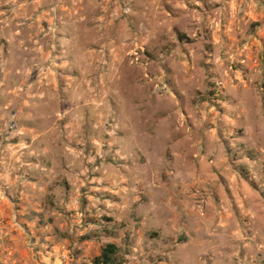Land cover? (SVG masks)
<instances>
[{
	"label": "rangeland",
	"instance_id": "374dc122",
	"mask_svg": "<svg viewBox=\"0 0 264 264\" xmlns=\"http://www.w3.org/2000/svg\"><path fill=\"white\" fill-rule=\"evenodd\" d=\"M0 143L55 264H264V0H0Z\"/></svg>",
	"mask_w": 264,
	"mask_h": 264
},
{
	"label": "crops",
	"instance_id": "0c3cea01",
	"mask_svg": "<svg viewBox=\"0 0 264 264\" xmlns=\"http://www.w3.org/2000/svg\"><path fill=\"white\" fill-rule=\"evenodd\" d=\"M39 133V137H44L43 139L49 134L48 130ZM34 156L37 158L39 155ZM3 158L5 159V156L0 154V166L4 162H2ZM16 159L19 157L16 156ZM23 161L24 167L31 168L34 159L24 157ZM54 178V173L46 168L37 173L33 170L11 172L0 167V264H55L57 252L55 249L46 248L50 246L47 243L49 238L39 233L35 234V231L29 234L25 230V226L37 225L38 218L29 216L28 211L40 210L39 197L48 191L49 184H52ZM12 191L18 193L20 198L15 207L7 196V193Z\"/></svg>",
	"mask_w": 264,
	"mask_h": 264
},
{
	"label": "trees",
	"instance_id": "16d2710c",
	"mask_svg": "<svg viewBox=\"0 0 264 264\" xmlns=\"http://www.w3.org/2000/svg\"><path fill=\"white\" fill-rule=\"evenodd\" d=\"M122 262L120 247L111 242L104 244L99 254L92 259V264H122Z\"/></svg>",
	"mask_w": 264,
	"mask_h": 264
}]
</instances>
